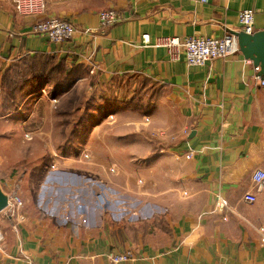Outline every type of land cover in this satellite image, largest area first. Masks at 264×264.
<instances>
[{"label":"crops","instance_id":"1","mask_svg":"<svg viewBox=\"0 0 264 264\" xmlns=\"http://www.w3.org/2000/svg\"><path fill=\"white\" fill-rule=\"evenodd\" d=\"M17 1L0 0V79L33 54L83 64L86 75L64 93L90 80L104 91L134 93L114 96L122 128L142 123L130 98L142 83L154 84L152 149H117L124 159L113 185L108 150L80 167L55 159L19 175L0 167V188L24 202L23 218L0 210V264H264V184L255 188L252 180L264 171V79L241 52L191 66L155 44L166 36L223 38L241 30L239 13L247 8L255 11V31L263 30L264 0H38L33 9ZM107 9L119 21L103 28ZM53 16L74 25L71 40L32 32ZM81 171L89 181L77 182ZM251 191L255 203L244 201ZM128 251L132 260H111Z\"/></svg>","mask_w":264,"mask_h":264},{"label":"rangeland","instance_id":"2","mask_svg":"<svg viewBox=\"0 0 264 264\" xmlns=\"http://www.w3.org/2000/svg\"><path fill=\"white\" fill-rule=\"evenodd\" d=\"M30 66L23 58L16 60L6 67L0 79V155L5 160V164L0 163L1 168L6 167L4 170L19 175L33 163L48 162L50 165L54 159L59 164L65 161L80 167L94 154L100 155L101 151L108 150L104 158L109 161L111 171L106 180L113 185L116 164L124 159L116 155L117 149L122 146L133 148L134 145L152 149V131L148 129L147 115L152 114V95L156 85L142 83L134 98H130V106L141 102L142 107L148 108L143 112L134 107L143 116L142 123L122 128L116 121L114 96L118 99L121 94L128 99L134 93H122L119 87L104 91L103 87L96 88L92 80L78 84L69 94L64 93L70 90L69 87L56 88L50 84L24 89L23 82L30 78ZM8 120L13 124H7ZM127 128L131 135L120 137L122 132L129 131ZM81 172L82 175L78 173L79 177H76L77 182L89 181ZM96 177L100 178V174ZM110 194L116 196L112 189ZM141 212L146 216L148 209Z\"/></svg>","mask_w":264,"mask_h":264},{"label":"built area","instance_id":"3","mask_svg":"<svg viewBox=\"0 0 264 264\" xmlns=\"http://www.w3.org/2000/svg\"><path fill=\"white\" fill-rule=\"evenodd\" d=\"M38 0H18L17 7L21 9L23 3L29 4V8L33 9V4ZM207 2L208 0H202ZM119 21L118 14L112 10L107 9L100 12V23L103 28L114 25ZM239 21L241 30L248 34L255 32V11L252 8H247L239 13ZM90 32V29L85 30ZM34 34L45 35L51 41L56 43H64L71 40L76 33L74 25L62 18L53 16L47 20L37 22L32 28ZM143 41L145 43L150 42V36L148 34L143 35ZM155 44L157 46H164L167 48L168 54L171 60H180L183 56L187 63L191 66L205 65L212 59L224 58L229 55H233L241 52L239 46V40L235 33L228 32L223 38L214 37H202V36H191L184 40L176 36H166L157 38ZM96 67H92L94 72ZM256 71L260 70L259 66L255 67ZM261 84L264 85V80H261ZM191 154L187 157L190 158ZM54 167V166H53ZM253 185L255 188H259L264 184V171L258 169L253 174ZM244 201L247 203H255L257 201V194L255 191H251L245 194ZM24 202L22 198L13 192L9 195L8 204L2 210L7 218H23L21 214ZM222 205H227V202L223 200ZM5 239V233L0 230V244ZM133 259L131 251L111 255V260L115 263L127 262ZM29 264H36L32 260H28Z\"/></svg>","mask_w":264,"mask_h":264},{"label":"trees","instance_id":"4","mask_svg":"<svg viewBox=\"0 0 264 264\" xmlns=\"http://www.w3.org/2000/svg\"><path fill=\"white\" fill-rule=\"evenodd\" d=\"M23 59L31 65L28 74L30 78L23 82L24 89L26 87L46 86L48 84L56 88L62 86L71 88L88 71L83 64L68 65L64 59L60 60L51 55L33 54ZM141 105V102H135L132 107L134 106L143 112L148 111V108Z\"/></svg>","mask_w":264,"mask_h":264},{"label":"water","instance_id":"5","mask_svg":"<svg viewBox=\"0 0 264 264\" xmlns=\"http://www.w3.org/2000/svg\"><path fill=\"white\" fill-rule=\"evenodd\" d=\"M239 40L240 51L244 57L251 60L255 67L259 66L258 74L264 79V29L248 34L243 31L234 32ZM9 196L0 188V210L8 204Z\"/></svg>","mask_w":264,"mask_h":264}]
</instances>
